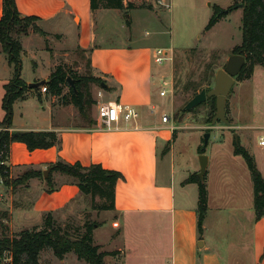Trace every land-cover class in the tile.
I'll list each match as a JSON object with an SVG mask.
<instances>
[{
	"label": "rangeland",
	"instance_id": "obj_1",
	"mask_svg": "<svg viewBox=\"0 0 264 264\" xmlns=\"http://www.w3.org/2000/svg\"><path fill=\"white\" fill-rule=\"evenodd\" d=\"M153 1L148 0L147 2L153 5L152 9H130L127 11V15L123 14L124 16L120 19L113 18L112 14H107L103 18L104 20L101 19L98 23L97 32L101 37H99L101 43L105 45L126 44L146 46L154 51L157 48L172 51L171 61L158 64L155 62L154 55L151 60L154 73H159V70L161 72L163 68V75L172 78L174 85L173 91L164 97L160 95V82L155 81V104L158 109L155 118H161L164 113H168L173 116L174 123L179 125L172 141V143L176 142L175 149L172 155L161 159L160 167L162 170L167 168L170 170L172 166L177 182L180 178L195 172L197 168L199 171V148L203 147L206 132H210L205 150V154L210 156L209 167L205 175L210 196L208 225H218L217 228L226 229L230 226L231 211L234 208L247 206L246 193H248L250 184L253 185L252 175L244 157L234 156V154L235 158L230 156L231 151L235 148L233 141L238 139L252 155L258 156L260 162L264 159V146L260 144V136H264V66H256L253 76L249 79L236 78L227 99V117L229 116L234 121L233 124L237 126L236 128L220 130L219 126L228 124L222 121H218L216 124L208 122L211 110L210 102H205L181 114L182 108L194 96L195 92L198 93L203 88L209 90L214 86L216 72L225 66L227 58L231 55V47L241 42L242 8L233 9L212 29L206 31L205 27L213 14V9L208 5L207 0H171L170 9L157 5ZM128 15H132V19L128 18ZM75 34L76 31L72 29L68 36L53 33L42 35L35 30H31L29 35H20L22 44H24L22 78L26 82L29 80L34 82L38 71L45 73L47 69H51L54 72L59 65L68 73L73 74L74 84L80 77L91 74L88 63L89 54L75 45ZM13 71L5 53L3 50L1 51L0 41V120L4 118L5 114L2 107L5 80L9 81L12 78ZM100 86L97 83H90L92 97L97 101L101 99L100 91L104 92ZM70 87L71 84L68 83L64 90L68 99L56 96V104L64 105L65 120L71 124L70 127H83L85 122L81 118L78 108L70 102ZM45 100V96L37 92L36 88H28L25 96L14 104L16 124L18 126L33 125L36 120V111L46 116L47 113L43 110ZM59 114L56 112L57 118L60 119ZM91 116L93 119L98 117V102L93 106ZM163 148L162 146L161 150ZM13 150L17 160H21L20 143L16 142ZM163 151L160 153L161 156H163ZM222 153H226L224 158ZM59 160L60 158L47 164L38 160L14 164L10 170L12 186L5 185L0 179V198L2 199L0 200V210L9 211L8 220L4 222L8 235L13 237L26 228L41 229L45 216L50 212L60 224H68L73 227L72 233H74L75 227L84 225L86 221L95 222L96 225L106 222L105 217H108V214L92 208L90 196L84 195L78 187V179L57 170L52 171L51 165ZM64 162L69 161L64 160ZM47 168H51L48 177L43 175L30 180L23 178L30 171L44 172ZM230 175L238 177V182L228 183L227 178ZM49 177H51L50 180H48ZM63 186H76L78 193L68 199L65 204L54 203L55 205L59 204L55 210L36 212L30 208L38 201L43 204L44 197H50ZM196 191L199 198V188ZM196 191L194 190L195 194ZM95 202L100 204L103 200L97 196ZM158 226L155 229H148L140 235L136 234L139 236L135 235L134 243L138 246L129 245L125 248L124 254L118 250L120 246L117 242H111L114 237L111 236L110 243L105 244L107 246L105 249L106 251L109 249L113 253L106 258L121 259L125 264H149L148 261L155 263L157 259L158 264H169L168 219H162ZM98 227H95L94 234ZM108 228L107 225H102L95 234L97 235L95 239L106 242L107 233L111 230ZM227 243L225 239L222 242L224 258H227V253L224 251ZM131 247L135 250L132 251ZM67 255L68 258L61 260L54 255L51 249H45L41 253L40 264H88V262L80 260L74 252Z\"/></svg>",
	"mask_w": 264,
	"mask_h": 264
},
{
	"label": "crops",
	"instance_id": "obj_2",
	"mask_svg": "<svg viewBox=\"0 0 264 264\" xmlns=\"http://www.w3.org/2000/svg\"><path fill=\"white\" fill-rule=\"evenodd\" d=\"M90 1L16 0V4L21 14L38 17L39 27L46 34L68 36L70 30L74 29L76 31L75 45L89 54L90 73L106 83V87L100 86L104 92L100 91L101 99L97 102L118 101L133 105L139 111V117L131 122L121 119L118 128L113 130L100 127L98 117L97 123L92 127L71 126V128V124L65 120L64 105L56 104V96L40 88L37 92L46 98L43 110L47 115H41L36 111V120L33 125L27 126H18L14 115L13 125L9 130L11 132L55 130L61 136L62 146L29 151L25 144L20 143L22 158L17 160L13 150L15 142L11 146L8 164L12 167L20 162L27 163L35 160L47 164L62 158L70 163L80 161L83 165L99 163L104 168L121 172L123 177L116 184L115 209L104 211L108 217H105L106 222L102 225H107L108 230L111 229L107 233L108 239L106 242L95 239L97 237L95 234L102 225L94 234L96 243L101 245L103 250L107 249L105 244L110 243L111 236H114L111 242H117L120 246L118 250L124 254L125 248L129 245L138 246L134 243L136 234L140 235L148 229H155L162 219L167 218L170 234L169 264H264V217L259 219L256 217L252 183H249V190L246 193L247 206L234 208L231 211L230 226L223 229L217 228L218 225H208L210 219L208 208L203 232L198 231V193L196 191L198 186L196 183H183L190 174L198 171V168L177 182L172 166L170 170L168 168L162 170L160 167L161 159L172 155L176 144V142L172 143L174 132L171 128L172 122L163 123L160 117L155 118L158 109L155 104L154 86L156 80L161 82L162 77H166L163 75L164 70L162 68L161 72L159 70V73H154L151 60L153 55L155 57V51L146 46L101 43V37L97 32L100 20L107 14L120 19L124 16L123 14L127 15L128 10L93 11ZM144 1L148 2V0ZM154 1L156 4V0ZM236 1L238 0H207L212 9L214 5L228 8ZM2 13L3 0H0V17ZM128 18L132 19V15H128ZM239 44L231 47V53ZM22 45L24 49V44ZM51 73V69H47L45 73L38 71L33 81L48 80ZM5 81L8 82V80ZM27 83L32 82L29 80ZM56 112L60 113V119L57 118ZM228 118L230 121L228 125L219 126L218 129L237 127L229 116ZM231 123L232 125H229ZM176 126L177 131L179 125ZM234 142L235 140L233 144ZM162 146L164 151L161 150ZM167 147L168 150H166ZM161 151L163 156L160 155ZM224 154L226 153H222L223 158ZM233 154L238 156L234 150L231 151L230 156L235 158ZM253 156L258 169L264 176V159L260 162L257 155ZM227 158H229L228 155ZM231 177L230 175L227 178L228 183L238 182V177L234 175L230 180ZM77 193L76 186H63L50 197H44L43 204L38 201L30 208L36 212L55 210L59 204H65ZM56 202L59 204L55 205ZM224 239L228 242L224 250L227 258H224L222 254ZM131 250L135 248L131 247ZM66 258L68 255L64 259ZM106 261L108 264H125L121 259L110 257H107ZM155 261V263L153 261L147 263L158 264V259Z\"/></svg>",
	"mask_w": 264,
	"mask_h": 264
},
{
	"label": "trees",
	"instance_id": "obj_3",
	"mask_svg": "<svg viewBox=\"0 0 264 264\" xmlns=\"http://www.w3.org/2000/svg\"><path fill=\"white\" fill-rule=\"evenodd\" d=\"M90 3L93 11L100 9L153 8V5L144 0H91ZM240 3L243 4L242 41L233 48L231 54H241L246 57V62L236 78L249 79L253 76L256 66H264V0L236 1L228 8L214 5L213 14L205 30L212 29L226 14L238 8L237 5ZM38 21L39 18L36 16L21 14L16 0H3V13L0 17V41L8 63L14 69L12 78L4 85L5 93L2 107L5 114L4 118L0 120V179L7 186H12L11 167L8 162L10 161L13 143H23L29 151L49 149L54 146L61 148L62 146L61 136L55 130L17 132L9 130L14 120V104L17 100L23 98L28 88H30L22 78L23 45L20 35H27L31 30L45 35L46 33L40 29ZM69 76L72 79L74 77L73 74L68 73L59 65L51 73L48 80H45L44 84L36 89L46 86L48 93L66 99L67 94L64 93V90L70 83L68 81ZM103 82V79L89 74L86 77L82 76L77 79L75 87H70V102L78 108L81 118L85 122L83 125L85 127H92L97 123L96 118L93 119L91 116L93 106L97 104V100L92 97L90 83L101 85ZM206 102L211 103L208 122L212 123L217 111L216 97L208 98ZM227 112L226 106V114ZM176 132L174 130L173 139ZM234 146V153L243 156L248 164L254 187L256 217L258 219L262 218L264 217V176L258 169L256 159L250 151L240 142L235 141ZM166 150H168V147ZM203 152L200 147L199 153ZM51 167L52 171L57 170L78 179V187L84 195L90 196L93 209L102 211L115 209L116 184L123 177L121 172L104 168L99 163L83 165L80 161L70 163L64 162L62 159L52 164ZM41 176H43L42 171H30L23 178L30 180ZM50 179L51 177L48 178V180ZM183 183L198 184V230L202 233L209 199L205 179L202 181L198 176V172H195L190 174ZM97 196L103 200L102 203L97 204L95 202ZM8 217V210H0V259H5V255L12 258L10 263L4 264H40V256L45 249H51L54 255L61 260L68 253L74 252L80 260H84L88 264H108L105 258L113 253L103 250L102 246L95 242L94 229L96 226H100V224L96 225L95 222L86 221L84 225L75 227V231L72 233L71 229L73 227L68 224H60L50 212L45 216L41 229L26 228L12 237L5 231L7 226L4 222L8 220ZM1 260L0 264H3V260L2 262Z\"/></svg>",
	"mask_w": 264,
	"mask_h": 264
},
{
	"label": "water",
	"instance_id": "obj_4",
	"mask_svg": "<svg viewBox=\"0 0 264 264\" xmlns=\"http://www.w3.org/2000/svg\"><path fill=\"white\" fill-rule=\"evenodd\" d=\"M238 8H242L243 4L240 3L237 5ZM246 62V57L241 54H231L226 64L223 68H219L215 75V83L212 88L209 90L206 88L201 89L197 94H195L183 107L181 114L188 112L202 103L206 102L208 98L216 97V108L217 111L212 119V124H216L218 121H222L226 124L229 123L226 114V106L228 96L236 82V77L241 72L244 64ZM68 81L72 87H75L74 80L69 76ZM45 80L29 83L30 88H38L43 85ZM102 87H106V83L101 84ZM210 138V132H206L204 137V144L202 147L203 153L200 154V169L198 171L199 178L204 181L205 175L208 170L209 157L205 154L206 147L208 145ZM236 142L239 143V140L236 139ZM51 168L44 170V177H48Z\"/></svg>",
	"mask_w": 264,
	"mask_h": 264
},
{
	"label": "built area",
	"instance_id": "obj_5",
	"mask_svg": "<svg viewBox=\"0 0 264 264\" xmlns=\"http://www.w3.org/2000/svg\"><path fill=\"white\" fill-rule=\"evenodd\" d=\"M156 4L163 6L165 8H171V0H156ZM172 60V51L166 50L163 48H157L155 50V62L158 64H163L166 61ZM160 95L167 96L168 93L173 91V80L172 78L162 77L160 82ZM42 91H47V87H42ZM99 95L101 96L102 93L100 92ZM140 113L130 104H124L118 101L114 102H98V122L100 127L113 130L118 128V123L121 119H124L126 122H131L139 117ZM161 121L163 123H171V128L175 130L177 126L173 121V116L169 115L168 113H164L161 117ZM260 144L264 145V136H260ZM3 183V182H2ZM6 258L2 259L4 263H10L12 258L5 255ZM1 260V259H0ZM1 260V262H2Z\"/></svg>",
	"mask_w": 264,
	"mask_h": 264
}]
</instances>
